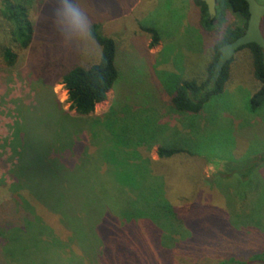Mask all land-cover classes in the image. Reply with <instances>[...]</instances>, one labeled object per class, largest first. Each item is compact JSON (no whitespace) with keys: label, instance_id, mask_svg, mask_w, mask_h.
I'll list each match as a JSON object with an SVG mask.
<instances>
[{"label":"trees","instance_id":"trees-1","mask_svg":"<svg viewBox=\"0 0 264 264\" xmlns=\"http://www.w3.org/2000/svg\"><path fill=\"white\" fill-rule=\"evenodd\" d=\"M190 1L200 27L208 36H213V54L203 76L177 79L160 95L159 105L154 108L159 113L169 109L179 114H198L204 104L222 93L232 59L219 73L216 72L220 47L242 35L249 19L245 0H216V15L212 18L203 0ZM35 4L36 0H0V69L17 72L35 91L34 105L19 106L20 120L13 125L16 142L10 145V153L16 163L11 173L12 182L0 201V264H112L114 258L105 256L103 250L94 257H78L80 251L77 248L82 238L98 230L102 238L116 245L115 237L121 231L125 234L142 231L156 238L166 223L173 226L172 238H183L181 235L189 233L196 222H190L176 209L171 199L163 196L162 182L145 183L150 190L146 194H139L138 189L147 179L146 174L150 180L157 179L154 176L157 163L147 151L151 147L157 145V155L162 160L192 153L171 140L173 135L161 120L157 126L149 127L151 110L147 105L129 106V96L119 93L118 84L122 81L116 64V42L104 34L102 28L103 22L110 17L98 15L88 23L87 36L100 47L98 61L88 66L73 64L65 69L58 58V48L48 46L45 40H49V35L39 31L38 23L46 6L41 8L37 20L32 17ZM229 12L240 22L233 27H219L227 22ZM48 13L51 17L53 10ZM140 28L150 35V48L159 44L161 37L156 27L140 25ZM240 49L248 50L253 75L259 82L249 100L250 109L254 111L264 102V49L255 43L242 45ZM56 79L66 90L69 109L74 111V117L63 110L55 97L52 84ZM111 89L116 92L111 108L93 122H88L87 128L84 123L81 129L69 134L64 146H56L57 143L47 140L33 141V137L36 139L42 133L30 135V129H43L42 114H52L55 123L64 117L80 125V121L84 122L94 114L95 107L106 100ZM131 107H136L135 111L125 117L126 109ZM89 124L106 131L105 143L109 148L100 163L105 166V174L110 176L112 185L122 192H129L128 198L133 205L129 212L116 213L109 205V194L98 193L95 189L96 175L87 171L86 163L99 151L100 144L95 140L97 131ZM50 125L48 128L53 131L55 126ZM143 147L146 148L144 154L141 153ZM263 160L264 152L253 157L248 163V171L254 170ZM233 170L238 175L242 173L239 166ZM242 174L246 176V173ZM150 206L155 207L153 209L158 216L150 214ZM226 224L233 228L230 230L235 237L242 233L247 239L242 246L237 245L236 239L227 244L226 238L222 237L213 245L220 248V256L209 264H264V246H257V250L247 249L249 245L257 244L253 243L252 225L241 232L230 222ZM106 230L109 237L104 235ZM173 246L175 244L170 247ZM113 253L121 256L116 250L110 254Z\"/></svg>","mask_w":264,"mask_h":264},{"label":"rangeland","instance_id":"rangeland-1","mask_svg":"<svg viewBox=\"0 0 264 264\" xmlns=\"http://www.w3.org/2000/svg\"><path fill=\"white\" fill-rule=\"evenodd\" d=\"M256 1L264 4V0ZM36 2L32 17L38 20L41 8L46 6L45 14L38 23L39 31L49 35L50 41L45 40L48 46L58 48L57 55L65 69L71 68L73 64L88 66L98 61L100 47L94 41L87 35L80 37L66 30L63 0ZM41 2L44 4H38ZM71 2L86 15L88 23L98 18V15L110 17L103 22L102 28L104 34L113 37L116 42V64L122 81L118 84L119 93L129 96V106L140 103L147 105L151 110L148 114L149 127L157 126L161 120L169 127L167 131L173 135L171 140L192 153L162 160L157 155V145L147 150L157 163L153 165L157 179L150 180L146 174L147 179L138 189L139 194L150 192L145 183L151 181L153 184L160 180L163 196L171 199L176 209L190 222H196L189 233L177 239L172 238L173 226L166 223H163V229H159L156 238L142 231L128 234L118 231L116 245L102 238L98 230L82 238L77 248L80 251L78 257H94L99 250H103L105 256L114 258L112 264H184L186 259L185 264H209L220 256V248L213 245L222 237L226 238L227 244L236 239L237 245L242 246L247 239L239 232L235 237L230 230L233 228H229L226 222L238 227L241 232L247 231L246 227L252 225L253 243L257 244L249 245L247 249L251 247L257 250L260 245L263 247L264 160L251 171H248V163L264 152V102L258 109H250L249 100L259 82L253 75L248 50L240 49L234 53L222 93L212 97L198 114H179L169 109L159 113L154 108L159 105L160 95L170 89L177 79L203 76L213 54V36H208L200 27L191 1ZM50 10H53L51 17L48 13ZM239 22L238 17L229 12L227 22L221 23L219 27H233ZM140 25L156 27L161 37L158 45L149 47L150 35L143 32ZM260 31L264 38V17ZM52 88L63 110L74 117V111L69 109L66 90L59 79L54 81ZM115 93L114 89L109 90L106 100L95 107L94 114L86 118V122L80 121V125L64 117L55 123L52 114H42L43 129H30V135L42 133L36 139L33 137V141L47 140L57 143L56 146H64L69 134L81 129L84 123L87 125L106 114L115 100ZM34 96L32 86L20 78L17 72L0 69V201L12 182L11 173L16 163L10 153V145L16 142L13 125L20 120L17 108L21 105L33 106ZM134 109L136 107L127 108L124 116L128 117ZM49 125L55 126L53 131L49 130ZM89 125L97 131L95 140L100 144L99 151L86 163L87 171L96 175L95 189L98 193L109 194V205L116 213L129 212L133 208L132 200L128 198L129 192L115 188L110 176L105 174V166L100 163L109 148L105 143L106 131L100 126L96 129L97 125ZM141 151L146 153V148L143 147ZM235 166H239L240 173H246V176L234 172ZM36 176L41 177L37 173ZM149 208L152 209L149 210L150 214L155 215V207ZM144 228L150 231L146 225ZM104 235L110 236L107 230ZM173 244L175 246L170 247ZM112 250L120 252L121 256L110 254Z\"/></svg>","mask_w":264,"mask_h":264},{"label":"water","instance_id":"water-1","mask_svg":"<svg viewBox=\"0 0 264 264\" xmlns=\"http://www.w3.org/2000/svg\"><path fill=\"white\" fill-rule=\"evenodd\" d=\"M207 6L209 16L212 18L216 15V0H203ZM248 6L249 19L246 29L242 35L237 37L232 42L220 47V54L218 56L215 70L220 72L226 62L231 60L234 53L240 46L255 43L260 48L264 49V38L260 31V24L264 17V4H259L256 0H245Z\"/></svg>","mask_w":264,"mask_h":264},{"label":"clouds","instance_id":"clouds-1","mask_svg":"<svg viewBox=\"0 0 264 264\" xmlns=\"http://www.w3.org/2000/svg\"><path fill=\"white\" fill-rule=\"evenodd\" d=\"M65 6L66 30L80 37L88 34V20L86 15L71 0H63Z\"/></svg>","mask_w":264,"mask_h":264}]
</instances>
